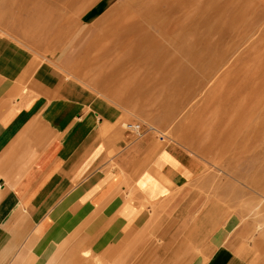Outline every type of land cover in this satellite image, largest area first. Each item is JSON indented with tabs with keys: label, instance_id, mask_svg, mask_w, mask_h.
Masks as SVG:
<instances>
[{
	"label": "rangeland",
	"instance_id": "rangeland-1",
	"mask_svg": "<svg viewBox=\"0 0 264 264\" xmlns=\"http://www.w3.org/2000/svg\"><path fill=\"white\" fill-rule=\"evenodd\" d=\"M0 36L196 164L179 217L150 221L129 264L205 261L223 225L264 264V0H0Z\"/></svg>",
	"mask_w": 264,
	"mask_h": 264
},
{
	"label": "crops",
	"instance_id": "crops-1",
	"mask_svg": "<svg viewBox=\"0 0 264 264\" xmlns=\"http://www.w3.org/2000/svg\"><path fill=\"white\" fill-rule=\"evenodd\" d=\"M49 71L46 56L0 36V264H129L150 221L163 230L179 217L196 164L153 131H122ZM221 227L193 264H250L246 230Z\"/></svg>",
	"mask_w": 264,
	"mask_h": 264
},
{
	"label": "built area",
	"instance_id": "built-area-1",
	"mask_svg": "<svg viewBox=\"0 0 264 264\" xmlns=\"http://www.w3.org/2000/svg\"><path fill=\"white\" fill-rule=\"evenodd\" d=\"M124 129L127 133L133 135L135 138H141L146 131H151V129L145 130L143 126L138 124H127Z\"/></svg>",
	"mask_w": 264,
	"mask_h": 264
},
{
	"label": "bare ground",
	"instance_id": "bare-ground-1",
	"mask_svg": "<svg viewBox=\"0 0 264 264\" xmlns=\"http://www.w3.org/2000/svg\"><path fill=\"white\" fill-rule=\"evenodd\" d=\"M95 46H92L91 48H94ZM92 50V49H91ZM125 127V126H124Z\"/></svg>",
	"mask_w": 264,
	"mask_h": 264
}]
</instances>
